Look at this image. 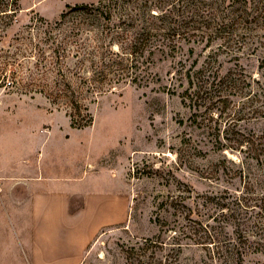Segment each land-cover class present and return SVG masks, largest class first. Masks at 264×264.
I'll return each mask as SVG.
<instances>
[{
	"label": "rangeland",
	"instance_id": "obj_1",
	"mask_svg": "<svg viewBox=\"0 0 264 264\" xmlns=\"http://www.w3.org/2000/svg\"><path fill=\"white\" fill-rule=\"evenodd\" d=\"M12 1V24L3 29L0 19V264H32L22 239L30 224L24 182L40 175L118 190L128 200L125 222L98 232L77 264H264V19L234 51L216 41L206 46L200 37L210 32L190 29L179 39L158 32L157 44L167 47L149 56L147 40L136 57L138 82L146 85L131 83L132 70L125 84L89 95L92 124L76 130L65 108L28 79L34 70L24 56L44 37L39 20L54 24L66 6L130 2L109 21L72 13L55 30L98 50L99 61L128 52L142 33L135 26L143 24L146 0H0V10ZM204 4L228 16L227 0ZM74 48L67 46L64 72L80 67ZM16 67L21 82L11 78ZM199 71L216 73L215 84L192 99ZM226 76L245 82L234 86ZM80 202L72 199L71 210Z\"/></svg>",
	"mask_w": 264,
	"mask_h": 264
},
{
	"label": "trees",
	"instance_id": "obj_2",
	"mask_svg": "<svg viewBox=\"0 0 264 264\" xmlns=\"http://www.w3.org/2000/svg\"><path fill=\"white\" fill-rule=\"evenodd\" d=\"M240 1H242L241 4H239V0H227L229 3L228 16L217 14L215 9H213V12L204 11L203 8L205 9V7L210 9L209 6L204 4V0H146L140 5L138 3L139 6L143 5L144 10L143 19L138 16V22L143 24H141L142 26L136 24L135 27L139 28L142 33L129 41L128 52L123 50L121 53L110 52L106 57L101 54L99 61L93 59L95 54L99 53L98 50L96 52L89 51L77 40L71 41L69 36L55 37V30L63 26L66 18L72 13L79 14V16H83L89 21L100 19L109 21L113 12L120 8L126 11V7H129L128 3L130 2H110L105 6L99 5L98 7L92 5L66 6L68 11L62 13L60 20L54 24L39 20L45 27L44 37L37 40L36 44H31L29 52L24 56L34 70V73L30 72L28 79L35 81L31 85L38 86L39 93L48 98L53 105H61L65 108V114L69 118L72 129L87 128L93 121L88 105L85 104L89 95H101L111 91L119 84H125L127 79L130 76L132 77V70H134L135 75L134 78L130 79L131 83L137 85V87L146 85L147 80L144 83L138 82L139 78L136 74L135 65V63L137 64L136 57L143 54L147 40L150 42V49H147L149 56L155 55L157 49L162 50L167 47V42L157 44L159 41L157 40V42L155 38L158 32H162L163 36L169 37V39L170 37L179 39L184 35H190L187 32L190 29L194 32L201 31L204 33L203 35H208L206 32H210L212 36L200 37V40L206 39L208 41L206 46L216 41L219 42L218 48L234 51L233 48L245 39L244 32L250 28L249 26L251 24L257 26L258 21L264 19V0ZM135 3H137V0H135ZM2 7L4 10H0V19L7 20L3 23V29H5L12 24L18 9L16 1H12L11 6L6 3ZM153 10L156 12L152 13ZM193 16L198 17V20H194ZM190 25H197L198 27L194 29ZM141 36L148 37L142 39ZM151 38L154 40L151 41ZM166 40L168 41V38ZM72 44L76 47L74 48L76 54H79L78 63L80 67L76 72H71L68 69L64 72L62 69H64L67 57V46ZM96 47L97 49L100 48L99 46L94 48ZM238 51L236 50V52ZM51 64H54L53 68H50ZM8 66H13V64L8 63ZM21 69L24 70L22 67ZM201 72L203 71H199L202 76L196 73L199 78L195 80L199 89L193 91L192 94H188L192 99L200 98L199 95H210V88L215 84L216 73ZM10 75L16 81L17 79L20 82L23 80L22 71L18 70L17 67L16 70L11 71ZM74 75L75 77H73ZM226 79H230L234 86L237 83L242 85L245 82V78L242 79V76L238 78H228L226 76ZM192 82L193 80L190 79L191 84ZM11 85L12 83L8 82V86Z\"/></svg>",
	"mask_w": 264,
	"mask_h": 264
},
{
	"label": "crops",
	"instance_id": "obj_3",
	"mask_svg": "<svg viewBox=\"0 0 264 264\" xmlns=\"http://www.w3.org/2000/svg\"><path fill=\"white\" fill-rule=\"evenodd\" d=\"M80 183L51 175L24 182L30 224L22 239L32 264H77L98 232L125 222L128 200L121 191ZM72 199L81 200L73 210Z\"/></svg>",
	"mask_w": 264,
	"mask_h": 264
}]
</instances>
